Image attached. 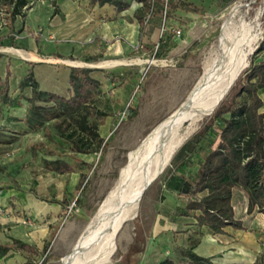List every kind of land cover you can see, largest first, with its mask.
Listing matches in <instances>:
<instances>
[{"label":"rangeland","instance_id":"rangeland-1","mask_svg":"<svg viewBox=\"0 0 264 264\" xmlns=\"http://www.w3.org/2000/svg\"><path fill=\"white\" fill-rule=\"evenodd\" d=\"M27 1L21 15L13 17L4 0H0V79H4L9 62V94L18 93L17 82L30 63L35 62L25 48L38 47L40 43L43 50L38 48L39 58L45 65L34 67L39 70L41 88L68 96L70 66L96 68L91 75L101 82V92L90 105L96 114L89 116L91 122L99 124L98 132L104 138L105 145L98 152L71 151L70 141L58 132L65 126L60 119L47 121L37 130L14 129L6 125L4 116L12 109L17 114L20 109L3 105L0 115V241L11 243L9 237L29 238L43 248L37 255L24 251L21 256L35 259L37 264H60L61 257L71 250L116 184L127 153L188 95L232 4L246 6L243 11L247 10V20L261 9L262 32L241 71L250 61L264 60V48L258 50L264 40V4L262 0H182L190 8H196L193 11L173 9L177 0H164V5L153 2L148 10H143L141 3L133 0L127 10L118 14L119 18H114L112 9L89 6L88 0ZM70 2H79V9L62 11ZM134 11L145 17L142 28L133 16ZM105 23L112 24L107 27L110 32L98 31ZM175 29H180V33H175ZM11 37L14 45H7ZM70 43L73 45L70 54L50 56L54 52L47 48L49 44L68 46ZM115 60L123 63L111 62ZM229 95L230 89L225 98ZM128 105L137 109L132 119L125 115ZM211 115L180 144L163 171L146 188L136 216L123 226L117 237L116 252L107 264H149L165 258L180 264L179 247L191 246L200 251L198 245L205 237L204 231L181 222L170 233L156 232L163 224H156L155 209L145 210L144 200L160 191L162 178L188 161V152L180 153L183 144L193 145L197 158H201L209 146L217 143L223 125L220 120L195 143V133ZM43 158L73 162L74 170L62 174L49 170L44 167ZM75 158L87 165L74 161ZM233 206L245 227L233 230L231 236L238 244L227 245L215 260L253 264L264 254V223L255 218L256 210L246 211V199L242 200L240 190L235 191Z\"/></svg>","mask_w":264,"mask_h":264},{"label":"trees","instance_id":"trees-1","mask_svg":"<svg viewBox=\"0 0 264 264\" xmlns=\"http://www.w3.org/2000/svg\"><path fill=\"white\" fill-rule=\"evenodd\" d=\"M131 1L133 0H88V5L113 6L118 13L128 9ZM134 1L140 2L143 10H148L153 2L165 4L164 0ZM4 3L8 6L10 14L15 17L21 15L28 1L4 0ZM174 7L196 11V8H190L189 4L182 0H177L173 9ZM133 16L142 28L145 17L137 11H134ZM7 45H14L13 37ZM262 48L264 40L259 44L258 50ZM57 56L62 57L61 54ZM34 64L35 62L30 63L27 72L17 82L18 93L15 96L9 94L8 79L11 69L10 63L6 64L5 77L0 79V115L3 105L10 108L21 107V100L24 99L27 101L24 117H10V120H21L28 129L37 130L47 121L60 119L66 127L58 129V132L61 137L70 141L71 151L91 153L103 149L105 142L98 132L99 124L89 120L90 115L96 114L90 110V105L101 92V82L91 75L96 68L70 66V92L68 96H63L40 87L34 74ZM263 87L264 60L250 61L249 66L241 71L230 88V95L220 102L208 122L195 133V143H198L216 120L223 122L217 143L209 146V151L203 157L197 158L198 169L183 192L186 196V210L194 213L198 225L208 227L213 233H223L224 227L228 225L238 229L245 227L244 222L237 218L233 206L236 190L241 191L242 200L246 199L248 213L257 210L264 215V112L259 111L263 101L258 95V89ZM26 88H30V96H24ZM136 114L135 107L128 105L125 108L128 119H132ZM183 151H187L188 155L195 153L194 146L187 143L183 144L180 153ZM178 155L179 153L176 154V159ZM74 161L87 165V162L80 158H75ZM42 163L45 168L61 174L74 170L73 162L64 159L43 158ZM12 249H22L31 255L38 253L30 243L12 238V244L0 242V260L6 259ZM179 253L180 264H216L211 257L196 253L191 246L179 247ZM23 264L35 262L28 258ZM149 264L176 263L165 258ZM253 264H264V254Z\"/></svg>","mask_w":264,"mask_h":264},{"label":"bare ground","instance_id":"bare-ground-1","mask_svg":"<svg viewBox=\"0 0 264 264\" xmlns=\"http://www.w3.org/2000/svg\"><path fill=\"white\" fill-rule=\"evenodd\" d=\"M245 7L242 3H234L228 8L218 39L205 57L202 71L188 95L127 153L116 184L103 198L71 250L61 257L60 264H107L111 261L117 237L137 212L144 186L163 171L180 144L213 113L247 65L262 28L261 9L247 20ZM13 51L24 55L19 49ZM122 61L111 62L119 64Z\"/></svg>","mask_w":264,"mask_h":264},{"label":"crops","instance_id":"crops-1","mask_svg":"<svg viewBox=\"0 0 264 264\" xmlns=\"http://www.w3.org/2000/svg\"><path fill=\"white\" fill-rule=\"evenodd\" d=\"M88 5V4H87ZM99 9L108 10V8L112 9V12L114 13V18H119L118 14L120 12H116L113 9V6L104 5V6H97ZM74 9H79V2H70L66 4L62 11H71ZM127 10V9H126ZM61 11V13H63ZM94 17V14H93ZM120 23V21H118ZM112 24H103L102 29L98 31H102L106 33V31L110 32V30H107V27H111ZM36 47V45L31 46L29 48H25V50L28 52V54L33 57L35 64L33 65V70L36 79L38 80L40 84L39 79V70L35 68L34 66H43L45 65L44 60H42L41 55L38 52L39 50H43V46ZM47 48L50 49V51H53L54 53L58 52L62 56H66V54H70L71 50L73 49L72 43L70 45H61L60 44H49ZM63 48H67V50L63 51ZM49 53L50 56H54L55 58H58L56 54ZM29 68V67H28ZM26 69V72L28 70ZM69 74V73H68ZM41 87V85H40ZM43 89V88H42ZM31 90L30 88H26L23 92L24 96H30ZM258 95L261 97L263 104L260 107L259 111L264 112V87L258 89ZM22 106L21 107H11L15 109H20L19 113H15L12 109L11 112H6V115L4 116V120L6 125H9L11 128L14 129H23V127L27 128L23 121H8L7 119L10 117H16L18 119H22L26 112V105L27 101L22 99ZM4 111V110H3ZM209 151V150H208ZM207 151V152H208ZM206 152V153H207ZM188 161L182 162L175 170H172L166 177L162 178L160 180V191L156 192V194L151 195L149 198L144 200V208L145 210H152L151 208L154 207L156 212V224H163V226L159 227L156 232H163V233H170L173 231L178 223L181 222H187L186 227L189 226H197L202 231L205 232V237L200 240L199 247L200 251L197 249H194L196 253L202 256L211 257L213 262L216 264H234L232 262H218L215 260L217 254H222L227 245H233L238 244L237 241H235V238L231 236L234 231H240L242 229L234 228L231 225H228L224 227L223 233H213L208 227L206 226H200L196 223V219L194 217V213L186 210L185 204H186V196L184 195V190L188 187V182L191 181V179L194 177L198 166L199 161L197 159L196 153H193L187 157ZM185 219V220H182ZM12 238H17L22 241L28 242L31 245H33L37 250L39 254L42 250V246H40L38 243H33L29 240H24L18 237H9L12 244ZM234 240V241H233ZM1 242V241H0ZM5 243V242H1ZM25 250L22 249H12L10 251V255L3 260H0V264H23L26 261V258H24L22 253H24ZM32 254V255H37ZM18 257H21L19 259ZM35 264H37L36 260L33 259Z\"/></svg>","mask_w":264,"mask_h":264},{"label":"water","instance_id":"water-1","mask_svg":"<svg viewBox=\"0 0 264 264\" xmlns=\"http://www.w3.org/2000/svg\"><path fill=\"white\" fill-rule=\"evenodd\" d=\"M262 3L264 4V0H262ZM264 10V6H263V8H262V11ZM238 77V76H237ZM237 77L234 79V81H233V83L230 85V87H229V89L232 87V85L235 83V81H236V79H237ZM220 104V103H219ZM160 174V173H159ZM159 174L158 175H156L151 181H149L145 186H144V188L142 189V192H141V195H140V198H141V196L143 195V193H144V191L146 190V188L159 176ZM140 200V199H139ZM136 214H137V212L134 214V216H133V218L136 216Z\"/></svg>","mask_w":264,"mask_h":264},{"label":"built area","instance_id":"built-area-1","mask_svg":"<svg viewBox=\"0 0 264 264\" xmlns=\"http://www.w3.org/2000/svg\"><path fill=\"white\" fill-rule=\"evenodd\" d=\"M175 33L179 34L180 33V29H175ZM255 218L258 221H260L261 223H264V215H263V213L257 211L256 214H255Z\"/></svg>","mask_w":264,"mask_h":264}]
</instances>
